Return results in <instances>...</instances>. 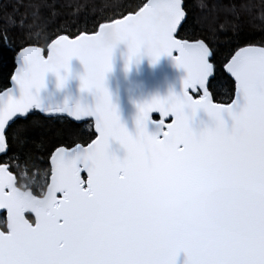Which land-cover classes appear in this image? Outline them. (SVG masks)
I'll return each mask as SVG.
<instances>
[{
    "label": "snow or ice",
    "instance_id": "6c2138e0",
    "mask_svg": "<svg viewBox=\"0 0 264 264\" xmlns=\"http://www.w3.org/2000/svg\"><path fill=\"white\" fill-rule=\"evenodd\" d=\"M0 7L10 8L0 15V44L20 41L12 86L0 91V153L8 155L10 140L27 142L23 121L33 110L66 113L95 130L94 138L48 148L50 169L38 192L18 183L9 163H0V264H176L180 252L184 264H264V40L236 47L221 61L234 81L230 102L216 103L208 91L217 70V33L230 25L237 30L250 7L244 0L225 9L232 21L201 17L207 34L187 38H178L189 12L184 0H147L98 31L73 38L48 35L36 20L39 4L17 0ZM34 33L43 34L46 55L43 44L31 42ZM119 42L128 48L126 68L143 50L152 62L175 53L186 73L180 95L137 105L135 135L119 122L104 86ZM73 57L84 66L80 86L94 92L96 103L41 108L33 89L43 85L47 72L62 85L60 70L67 71ZM197 110L211 126H190ZM147 124L155 131H147ZM110 140L123 148L122 157L109 151ZM172 178L207 193L211 212L186 219L174 206L150 207L149 192ZM156 215L165 219L163 231L154 226Z\"/></svg>",
    "mask_w": 264,
    "mask_h": 264
},
{
    "label": "trees",
    "instance_id": "16d2710c",
    "mask_svg": "<svg viewBox=\"0 0 264 264\" xmlns=\"http://www.w3.org/2000/svg\"><path fill=\"white\" fill-rule=\"evenodd\" d=\"M146 0H22L24 4H39V14L36 20L41 25H46L48 35L67 34L70 37L80 32H94L102 22L121 17L137 5H142ZM17 0H0V5H12ZM207 4V9L198 7L199 3ZM242 0H184L189 9L187 19L179 29L178 38H187L201 33L207 34V21L198 22L199 18L216 16L219 20L225 17L229 21L233 16L225 11L230 4H239ZM250 7L236 23V31L231 29L217 33L214 42L216 55L213 62L217 65L208 89L216 102L228 101L233 95L234 83L223 71L224 57L249 43L260 45L264 40V0H244ZM214 9V10H213ZM0 7V15L4 11ZM54 10V14H50ZM21 11L31 12V9L21 8ZM31 20L32 17L29 16ZM37 46L44 45L43 34L34 33L31 41ZM50 42V41H49ZM19 40H12L8 46L0 44V91L9 85V78L14 68V55L19 49ZM25 44L24 46H27ZM34 114L23 121L29 126V139L27 142L19 140L9 141L8 155L0 156V163H9L13 174L17 176L18 183L25 184L33 191L45 183V173L50 166L47 160L48 148L53 144L63 141L65 143L94 137L91 123L76 122L67 118L62 113H42L33 110ZM17 123H20L18 121Z\"/></svg>",
    "mask_w": 264,
    "mask_h": 264
},
{
    "label": "water",
    "instance_id": "95a60500",
    "mask_svg": "<svg viewBox=\"0 0 264 264\" xmlns=\"http://www.w3.org/2000/svg\"><path fill=\"white\" fill-rule=\"evenodd\" d=\"M146 2L147 0L144 3ZM122 16L115 19L122 18ZM107 22L108 21L102 23ZM183 23L184 21L182 24ZM100 24L95 31L99 30ZM91 33L92 32L87 34ZM44 52L46 55V47ZM175 55V53H172V55L161 54L155 60V62H152L151 57L141 50L133 58V60L127 64L126 68L125 64L128 58L127 45L123 42H119L113 47L110 58L111 69L105 73L104 86L109 94L111 103L116 109L119 122L130 134L135 135V118L137 115L138 104L148 102L154 97L165 98L170 94L180 95L182 80L186 73L183 67L176 64L175 60L173 59ZM15 67L16 60L14 55V68L11 75L14 73ZM83 73L84 66L75 57L68 61L67 71L64 69L60 70L59 75L64 78L62 85L58 86L57 75L55 73H45L43 85L38 90L33 89V94L36 96L41 108H72L78 104L93 107L96 103L94 92L91 90L82 89L80 86V77L83 75ZM11 75L9 78V85L7 87L12 86ZM226 75L233 81L229 74L226 73ZM213 76L209 77V80L213 78ZM189 91L190 94L194 95L191 90ZM209 93L211 95L210 91ZM13 95H19L18 89L13 91ZM62 114L67 118L76 121L74 117H69L66 113ZM152 116L154 119L158 118V113H153ZM224 118L226 125L230 124V118L227 116ZM189 122L190 126L197 131L205 126H211L210 118L202 110H197L194 115H191ZM92 126L94 130V125L92 124ZM146 130L149 132L155 131L151 124L146 125ZM109 151L117 157H122L124 155L123 148L117 141L114 140L109 141ZM2 154L3 153H0V156ZM196 192L197 190L194 187L179 179L172 178L155 186L149 192L148 203L151 207L156 209L163 208L165 206L176 207L179 205L178 201H186ZM0 214H3V210H0ZM184 261V253H178L176 257V264H184Z\"/></svg>",
    "mask_w": 264,
    "mask_h": 264
},
{
    "label": "clouds",
    "instance_id": "9594fccd",
    "mask_svg": "<svg viewBox=\"0 0 264 264\" xmlns=\"http://www.w3.org/2000/svg\"><path fill=\"white\" fill-rule=\"evenodd\" d=\"M211 210L212 206L210 197L207 193L199 191H197L192 197L188 198L184 203L176 206V213L186 219H190L196 215L210 213ZM154 226L157 230L163 231L166 227L164 217L156 215Z\"/></svg>",
    "mask_w": 264,
    "mask_h": 264
},
{
    "label": "flooded vegetation",
    "instance_id": "af4514ba",
    "mask_svg": "<svg viewBox=\"0 0 264 264\" xmlns=\"http://www.w3.org/2000/svg\"><path fill=\"white\" fill-rule=\"evenodd\" d=\"M211 79H212V78H211ZM211 79H210V80H211ZM233 92H234V90H233ZM220 103H222V102H220ZM83 122H86V121H83ZM91 126H92V123H91ZM92 129H93V126H92ZM93 131H94V130H93ZM93 138H94V137H93Z\"/></svg>",
    "mask_w": 264,
    "mask_h": 264
}]
</instances>
